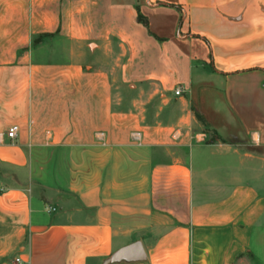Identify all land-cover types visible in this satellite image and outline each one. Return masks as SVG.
<instances>
[{
	"label": "crops",
	"instance_id": "1",
	"mask_svg": "<svg viewBox=\"0 0 264 264\" xmlns=\"http://www.w3.org/2000/svg\"><path fill=\"white\" fill-rule=\"evenodd\" d=\"M16 259L264 264V0H0V264Z\"/></svg>",
	"mask_w": 264,
	"mask_h": 264
},
{
	"label": "water",
	"instance_id": "2",
	"mask_svg": "<svg viewBox=\"0 0 264 264\" xmlns=\"http://www.w3.org/2000/svg\"><path fill=\"white\" fill-rule=\"evenodd\" d=\"M143 258V249L139 244L124 248L116 252L109 263H112L117 260H133Z\"/></svg>",
	"mask_w": 264,
	"mask_h": 264
},
{
	"label": "rangeland",
	"instance_id": "3",
	"mask_svg": "<svg viewBox=\"0 0 264 264\" xmlns=\"http://www.w3.org/2000/svg\"><path fill=\"white\" fill-rule=\"evenodd\" d=\"M117 90L116 91H121V93L123 94L126 90H124V88H121L120 86H117ZM128 91V96L130 97H133V98H136L137 97V93H136V90L134 89H131V90H127ZM155 98H153L152 100H154ZM151 100V101H152ZM214 141V138L212 135H208V137L204 138L203 141H201L202 143L204 144H209L210 142H213ZM200 142V141H199ZM226 144V143H225ZM236 144V143H235ZM233 144L235 147H237V149H239V151L242 153V154H247L248 153V150H249V147L247 146V144H240V143H237L236 145ZM241 145V146H239ZM244 157V163H247V158L246 156H243ZM236 163V162H235Z\"/></svg>",
	"mask_w": 264,
	"mask_h": 264
},
{
	"label": "built area",
	"instance_id": "4",
	"mask_svg": "<svg viewBox=\"0 0 264 264\" xmlns=\"http://www.w3.org/2000/svg\"><path fill=\"white\" fill-rule=\"evenodd\" d=\"M182 94H183V89H182V87H178L177 89H175V91H174V96L175 97H180V96H182ZM18 128L17 127H11L8 131H7V133H6V136H7V138L8 139H10V140H14V139H16V137H17V135H18ZM179 134V133H178ZM178 134H174V137H176ZM173 137V138H174ZM15 263L16 264H22L20 261H19V259H16L15 260Z\"/></svg>",
	"mask_w": 264,
	"mask_h": 264
}]
</instances>
